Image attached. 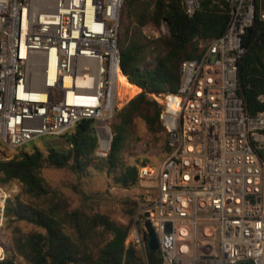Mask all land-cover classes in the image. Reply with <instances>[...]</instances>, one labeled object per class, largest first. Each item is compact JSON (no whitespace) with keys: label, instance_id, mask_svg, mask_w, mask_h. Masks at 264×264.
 <instances>
[{"label":"built area","instance_id":"1","mask_svg":"<svg viewBox=\"0 0 264 264\" xmlns=\"http://www.w3.org/2000/svg\"><path fill=\"white\" fill-rule=\"evenodd\" d=\"M182 1L188 15L199 9L200 0ZM225 1L224 32L198 40V56L181 62L174 92L152 95L162 105L168 151L139 171L151 189L132 216L127 243L143 264H264V109L249 112L237 78L243 36L256 16L264 20V0ZM123 4L0 0V139L8 149L89 118L99 133L95 154L107 155L111 121L126 97L118 82L126 76ZM145 33L154 39L169 31L161 22ZM257 100L264 103V92ZM5 199L3 192L0 224Z\"/></svg>","mask_w":264,"mask_h":264},{"label":"trees","instance_id":"2","mask_svg":"<svg viewBox=\"0 0 264 264\" xmlns=\"http://www.w3.org/2000/svg\"><path fill=\"white\" fill-rule=\"evenodd\" d=\"M123 9L133 30L119 40L121 69L127 76L121 78L137 92L115 110L109 151L105 157L96 156V122L83 118L63 134L44 135L58 139L44 145V150L42 145L28 149L25 144L12 157L0 158V185L17 182L21 186V193L5 199L3 216L13 245L4 248L0 264H143L138 250L126 243L132 218L124 223L107 213L71 208L68 198L41 171L48 166L67 168L79 178L97 173L110 185H137L142 162L132 154L142 139L138 120L144 122L151 140L164 139L167 154V134L159 118L162 105L152 95L177 89L181 62L198 56L199 39L211 40L224 32L230 6L225 0H200L199 9L188 15L182 0H124ZM161 22L169 33L146 39L142 27ZM243 46L239 93L253 113L264 109L257 100L264 92L263 19L256 16L246 29ZM3 144L0 139V150ZM135 210L136 204L126 213L131 217ZM22 222L32 228L24 230Z\"/></svg>","mask_w":264,"mask_h":264},{"label":"rangeland","instance_id":"3","mask_svg":"<svg viewBox=\"0 0 264 264\" xmlns=\"http://www.w3.org/2000/svg\"><path fill=\"white\" fill-rule=\"evenodd\" d=\"M148 25L150 24H147L142 27L143 35L148 40L157 39H150L147 37L145 33V27H147ZM132 30L133 26L126 17L123 9L121 15L119 35L120 42H122L124 37L129 35ZM165 35L167 34L161 36ZM147 60L150 61L149 58ZM119 83L121 84L123 94L126 95L123 102L119 105L121 106L136 94L137 88L131 84H128L123 78L120 80ZM138 127L141 131L142 139L136 144L132 156L138 157L141 160L142 163L141 165L139 164V169L142 166L154 167L158 165L166 155L164 148V139L160 141L151 140L150 136L146 131V126L144 122L140 119L138 120ZM55 140L58 141L57 137L54 138L51 136H43L41 138H37L33 141L26 143L25 147L30 149L33 147L34 144H36L42 145L40 147L44 150V145L52 143ZM1 148L2 149L0 150V158L7 159L8 157H12V155L18 150L17 148L13 150L8 149L7 146L4 144ZM41 175L51 186L59 189L68 198L71 208L83 207L87 210L107 213L113 219L119 220L124 223L130 221L133 216L131 215L130 217L126 213L127 208L136 204L137 209L139 203L141 202L142 194H144L147 189H151V184L148 185V182L142 184L140 183V181L137 185L129 188L110 185L109 183H107L106 178L103 175L97 173H91L90 176L87 178H79L67 168H54L50 166L44 167L41 171ZM0 187V202L3 197V192L6 194V198L11 196L12 194L21 193V186L17 182H10L5 186L0 185ZM5 221L6 218L3 216L0 224V247L2 251H4V248L10 249L13 245L12 236L10 234L9 229L6 227ZM20 225L24 230L32 228L31 225H28L24 222L20 223ZM150 254L154 256L156 254L155 250H151ZM18 260L24 262L22 257H18ZM238 264L247 263L239 262Z\"/></svg>","mask_w":264,"mask_h":264},{"label":"water","instance_id":"4","mask_svg":"<svg viewBox=\"0 0 264 264\" xmlns=\"http://www.w3.org/2000/svg\"><path fill=\"white\" fill-rule=\"evenodd\" d=\"M100 131V130H99ZM99 134V133H98ZM149 226V225H148ZM149 236H150V240L148 242V246L150 250H154L156 248V243H155V236L153 234V232L151 231V229L149 228Z\"/></svg>","mask_w":264,"mask_h":264},{"label":"bare ground","instance_id":"5","mask_svg":"<svg viewBox=\"0 0 264 264\" xmlns=\"http://www.w3.org/2000/svg\"><path fill=\"white\" fill-rule=\"evenodd\" d=\"M121 77H122V75L119 74V75H118V82H120V80L122 79ZM1 251H2V249H1V247H0V252H1Z\"/></svg>","mask_w":264,"mask_h":264}]
</instances>
